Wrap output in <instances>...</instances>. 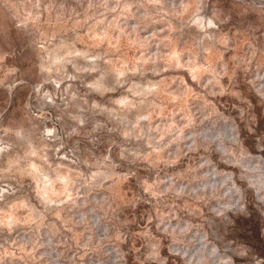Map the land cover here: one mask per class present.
<instances>
[{
  "label": "rangeland",
  "instance_id": "374dc122",
  "mask_svg": "<svg viewBox=\"0 0 264 264\" xmlns=\"http://www.w3.org/2000/svg\"><path fill=\"white\" fill-rule=\"evenodd\" d=\"M0 264H264V0H0Z\"/></svg>",
  "mask_w": 264,
  "mask_h": 264
}]
</instances>
